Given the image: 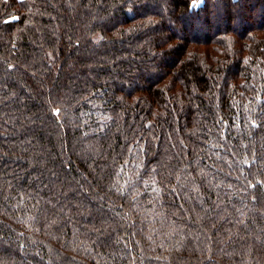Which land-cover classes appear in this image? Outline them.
Returning <instances> with one entry per match:
<instances>
[{
    "label": "trees",
    "instance_id": "1",
    "mask_svg": "<svg viewBox=\"0 0 264 264\" xmlns=\"http://www.w3.org/2000/svg\"><path fill=\"white\" fill-rule=\"evenodd\" d=\"M0 264H264V0H0Z\"/></svg>",
    "mask_w": 264,
    "mask_h": 264
}]
</instances>
